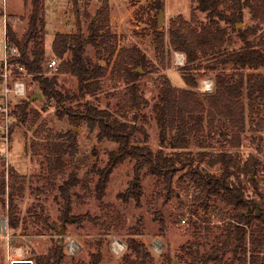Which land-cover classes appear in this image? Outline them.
<instances>
[{
    "label": "rangeland",
    "instance_id": "1",
    "mask_svg": "<svg viewBox=\"0 0 264 264\" xmlns=\"http://www.w3.org/2000/svg\"><path fill=\"white\" fill-rule=\"evenodd\" d=\"M151 2L153 0H110L111 29L117 36V48L138 46L148 58L146 68L142 65L134 68V71L139 73L137 84L141 97L138 106L131 102L128 82L122 73L117 71V54L110 62L108 53L100 59V62L107 66V73L101 79V87L95 94L82 95L75 75L68 72L54 73L46 68L51 58H57L60 66L62 63L52 48L56 32L78 30V18L72 0H43L45 58L42 64L44 74L49 77L56 74L57 88L69 94L67 105L79 108L90 102L99 108L109 109L121 121L139 127L134 135L135 143L147 144L156 151L160 148V128L154 105L160 98L162 79L167 76L176 86L186 88L188 85L184 82L181 71V67L186 64V54L180 51L168 52L167 47L166 51L161 53L157 47L152 20H158L160 12L149 8ZM79 5L82 30L87 35L90 18L86 11L94 15L101 2L91 0L86 3L85 0H80ZM195 5L196 0H165L164 20L162 25L158 24V29L165 34L166 39L170 21L178 14L184 15L187 19L196 14L198 21H207L206 13L195 10ZM31 9V0H0V38L5 36V17L16 34L21 37L28 28ZM194 10L196 12L193 14ZM256 23L260 28L250 38L258 41L264 37V24L253 18L250 8H245L244 19L237 28H247ZM221 25L227 27L231 35L227 49L241 47L243 41L237 31L224 22ZM178 53L183 54L184 63L177 61ZM3 55L4 43L0 42V60ZM86 55L93 61L99 59L97 47L92 44H87ZM70 56V53L65 55L66 58ZM200 62V68L193 73L198 81L195 89L202 96L215 90V78L220 72L235 74L264 72V67L235 69L230 63L220 64L217 69L211 70L204 67L207 62L205 58ZM205 79L213 80L212 91L200 90ZM24 80L27 86L26 96L10 99L12 111L9 117L11 149L9 163L10 169L12 168L19 176L18 181L13 182L12 169L6 178L0 161V173L4 174L7 183L5 203L0 197V218L8 217L7 228L0 234V264H11L14 259H33L36 264V257L48 254L56 243L63 245L64 248L65 257L62 264H91V254L96 252L102 253L100 264H120L123 254L127 251V239L130 236H135L148 246L156 258V264H164L163 258L166 254L171 255L172 264H190L192 252L191 249L188 250L190 246L187 249L182 248L185 242L194 241L195 249L201 255L220 239H225L226 225L232 220L233 205L223 202L215 195L208 199V206H205L199 201V189L188 178L181 176L182 173L175 176L173 191L166 193L163 176L148 173L144 169L140 173L143 191L140 204L133 198L124 201L119 194L125 192L135 178L134 160L127 159L114 169L105 195L99 198L96 192L99 176L97 167H103L107 163L109 151L117 149L118 143L106 137L99 138L98 126L91 129L86 122L76 126L70 122L68 115L59 116L57 111L63 108L62 105L42 94L39 82L33 74L26 75ZM37 91L42 94L41 98L33 97ZM1 98L0 87V103ZM243 99L247 104L246 124L237 146L233 147L229 142V137L233 133L231 125L220 118L216 120L212 129L209 130L205 125L204 132L190 135L188 149L195 157L203 152L206 160L202 162V167L215 174L221 173L222 166L220 163L210 164L213 156L221 151L231 152L236 166L238 165L235 170L246 186V197L261 203L262 196L259 192H264V101L259 100L258 106L252 108L247 94H244ZM25 100H28L29 105L26 109L27 118L23 119L19 116L20 109H17V106ZM1 119L0 117V124L3 122ZM68 131L74 132L78 151L72 158L65 154L62 171L54 176L49 175L45 144L48 140H65ZM165 150L171 152L172 148L166 147ZM250 161L254 162L255 169L246 173L245 164H249ZM73 171L81 182L71 189L73 218L71 222H66L61 218L64 199L59 186ZM251 177L255 183H252ZM13 183L15 186L19 184L22 186L16 190L15 195L17 215L20 218L19 226L16 228L10 226L9 221L8 194ZM80 215L87 217L80 221L81 218H78ZM183 218H186L185 223L182 221ZM255 224L258 230L259 228L264 230V221H256ZM137 227L140 228V233L132 234ZM73 237L79 243L75 254L66 250L69 238ZM115 239L126 244L121 253H116L112 249V242ZM157 239L164 245L161 251L154 245ZM251 252L258 256L256 264L264 262V245L260 250L253 251L252 244L248 243L247 264H251ZM230 256L231 253L228 252L224 259L228 260ZM194 264L204 263L199 259ZM234 264L240 262L236 260Z\"/></svg>",
    "mask_w": 264,
    "mask_h": 264
},
{
    "label": "trees",
    "instance_id": "2",
    "mask_svg": "<svg viewBox=\"0 0 264 264\" xmlns=\"http://www.w3.org/2000/svg\"><path fill=\"white\" fill-rule=\"evenodd\" d=\"M85 1L89 3L91 0ZM99 1L101 5L94 15L86 11L90 20L88 34L85 35L79 15L80 0H72L78 18V30L76 32L58 31L54 36L53 52L62 60L58 73L68 72L75 75L79 92L82 95L95 94V91L101 87V79L107 73V66L102 64L100 59L108 53L110 62L117 54V71L121 72L128 82L131 102L138 106L141 97L137 84L139 73L134 71V68L138 65L146 68L147 55L138 46L117 48V36L111 29L110 0ZM31 3L28 28L21 37L6 21L9 45L17 49L16 53L10 55L9 62L14 69L17 65H21L28 73L33 74L39 82L42 94L50 100L54 99L58 105H62L63 108L57 111L59 116L68 115L70 122L76 126L83 122H86L91 129L98 126L99 138L106 137L118 143L117 149L109 151L107 163L103 167H97L99 174L96 182L97 196L102 198L105 195L114 169L127 159L134 160L135 178L128 189L119 194L124 201L133 198L137 204H140L143 195L140 173L144 169L148 173L163 176L166 193L173 191V180L178 173H182L181 176L188 178L199 189V201L205 206H208V199L216 195L223 202L234 207L232 220L226 225L225 239H220L201 255L195 249L194 241L188 240L182 245L184 249L190 246L188 249L192 252L190 264L196 263L199 259L204 264L210 262L234 264L236 260L240 264H247L248 243L252 244L253 251L260 250V247L264 245V230L263 228L258 230L255 224L256 221H264V192H259L262 196L261 203L246 197V186L235 170L238 165L236 166L234 155L231 152L221 151L213 156L210 164L220 163L222 166L221 173L215 174L202 167V162L206 160L203 152L195 157L188 148L190 135L204 132L205 125L209 130L212 129L216 120L220 118L225 119L231 125L233 133L229 137V142L233 147L237 146L246 124L247 104L243 99L244 94L248 95L249 105L252 108L258 106L259 100L264 101V72L248 74L220 72L215 78V90L203 96L195 89L198 81L193 73L194 70L200 68V61L204 58L207 61L204 67L211 70L217 69L220 64L229 63L235 69L264 67V37L262 36L258 41L250 38L258 32L260 28L258 24L247 28H237V25L244 19V10L247 7L250 8L253 18L264 24V0H196L195 10L205 12L207 21H198L194 14L195 10L191 19L178 14L170 21L167 39L165 34L158 29V20H152L156 31L157 47L161 53H164L167 47L168 52L180 51L186 54V64L181 67V71L183 80L188 85L186 88L176 86L167 76L162 79L160 98L154 105L156 120L160 128V148L156 151L147 144L135 143L134 135L139 127L121 121L109 109L99 108L90 102H86L79 108L67 105L69 94L57 88V75L49 77L44 74L42 64L45 58L43 0H31ZM164 6L165 0H153L149 8L160 12ZM222 22L237 31L239 38L243 41L241 47L227 49L231 35L229 29L221 25ZM87 44L97 47L98 61H93L86 55ZM67 53L71 56L66 58ZM28 105V100H25L17 106V109H20L19 116L23 119L27 118ZM62 136L58 135V137ZM65 136L66 139L63 141L48 140L45 144L49 175L54 176L62 171L65 154L72 158L78 151L74 132L68 131ZM166 147H171L172 151L166 152ZM253 169H255V164L250 161L249 164H245L244 172L247 173ZM181 170L185 171L180 172ZM11 176L13 182L18 181L19 176L13 169ZM251 181L255 183L252 177ZM80 182V178L73 171L59 186L64 199L61 218L66 222H71L73 218L71 189ZM6 187L5 176L0 173V197L4 203ZM19 187H22L21 184L15 186L13 183L8 194L9 221L13 228L18 227L20 223L15 199L16 190H19ZM86 217L87 215L78 216L81 218L80 221ZM140 231L137 227L132 234H139ZM126 248L127 251L123 254L120 264H156V258L148 246L135 236L127 239ZM228 252L231 256L225 260L224 257ZM91 256V264H100L101 252L92 253ZM64 257L63 245L56 243L48 254L36 257V264H62ZM257 258L258 256L251 252L250 263L256 264ZM163 263L172 264L170 254L164 255Z\"/></svg>",
    "mask_w": 264,
    "mask_h": 264
},
{
    "label": "built area",
    "instance_id": "3",
    "mask_svg": "<svg viewBox=\"0 0 264 264\" xmlns=\"http://www.w3.org/2000/svg\"><path fill=\"white\" fill-rule=\"evenodd\" d=\"M5 17V22H6ZM0 42L4 43V55L3 58L0 60V87H1V96L2 101L0 103V114H1V124H0V161L2 162L3 169L5 171V176L8 178L9 171H10V124H9V117L11 116V98L13 97H25L27 94V86L24 80L26 75H29L26 69L21 66L17 65L16 69L13 68L12 64L9 62V57L12 53H16L17 49L12 48L8 42V36L5 31L4 38H0ZM181 57V58H179ZM176 59L179 63H184V57L182 53L176 54ZM46 68H48L51 72L57 73L59 70V62L57 58H51L47 64ZM214 89V83L212 79H205L202 81L200 86V90L203 92H209ZM182 221L185 223L186 218H183ZM8 225V217L0 218V234L5 232ZM66 245V250L71 253L75 254L78 251L79 243L77 240L73 238H69ZM125 242L119 239H115L112 242V249L116 253H121L125 249ZM156 248L161 251L164 248L162 242ZM15 260V259H14ZM31 260L32 264H34L33 259ZM13 261V260H12ZM11 261V264H12Z\"/></svg>",
    "mask_w": 264,
    "mask_h": 264
},
{
    "label": "water",
    "instance_id": "4",
    "mask_svg": "<svg viewBox=\"0 0 264 264\" xmlns=\"http://www.w3.org/2000/svg\"><path fill=\"white\" fill-rule=\"evenodd\" d=\"M164 14H165L164 9L160 10V14H159V18H158V24L159 25H162V23H163ZM239 25H241V24L239 23ZM33 97L34 98H38V97L41 98L42 97V94L37 91V92H35L33 94ZM63 232H64V230H63ZM62 241H61V243H62ZM12 264H32V262L29 259H15V260L12 261Z\"/></svg>",
    "mask_w": 264,
    "mask_h": 264
},
{
    "label": "bare ground",
    "instance_id": "5",
    "mask_svg": "<svg viewBox=\"0 0 264 264\" xmlns=\"http://www.w3.org/2000/svg\"><path fill=\"white\" fill-rule=\"evenodd\" d=\"M160 244V241L157 239L155 242H154V245L158 246ZM18 250V249H17ZM17 252V251H16Z\"/></svg>",
    "mask_w": 264,
    "mask_h": 264
},
{
    "label": "crops",
    "instance_id": "6",
    "mask_svg": "<svg viewBox=\"0 0 264 264\" xmlns=\"http://www.w3.org/2000/svg\"><path fill=\"white\" fill-rule=\"evenodd\" d=\"M7 20V19H6ZM5 28H6V25H5ZM5 31H6V29H5Z\"/></svg>",
    "mask_w": 264,
    "mask_h": 264
}]
</instances>
